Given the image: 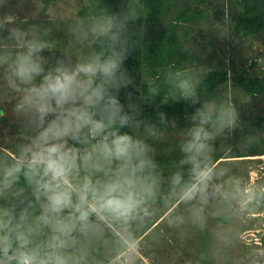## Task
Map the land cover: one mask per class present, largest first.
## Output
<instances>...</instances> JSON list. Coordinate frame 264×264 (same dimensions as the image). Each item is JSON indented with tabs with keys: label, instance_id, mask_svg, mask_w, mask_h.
<instances>
[{
	"label": "clouds",
	"instance_id": "1",
	"mask_svg": "<svg viewBox=\"0 0 264 264\" xmlns=\"http://www.w3.org/2000/svg\"><path fill=\"white\" fill-rule=\"evenodd\" d=\"M33 4L21 16L0 0V120L11 116L19 128L11 158L0 157V199L9 201L0 205V261L97 264L104 239L119 249L137 231H203L226 213L238 178L221 160L219 141L240 127L239 112L230 102L201 100L203 66L168 65L137 87L125 61L140 46L129 25L143 17L141 0L76 16L67 45L53 36L56 25L39 21L43 0ZM257 63L264 71V58ZM130 87L141 99L131 91L121 98ZM158 95L160 104L194 106L182 128L164 111L143 113L141 101ZM170 130L178 155L165 172L156 144ZM260 138L245 135L241 146H259Z\"/></svg>",
	"mask_w": 264,
	"mask_h": 264
},
{
	"label": "rangeland",
	"instance_id": "2",
	"mask_svg": "<svg viewBox=\"0 0 264 264\" xmlns=\"http://www.w3.org/2000/svg\"><path fill=\"white\" fill-rule=\"evenodd\" d=\"M93 0H43L47 14L38 19L56 25L53 36L67 45L71 39L68 28L76 16L89 12ZM230 0H182L179 8L157 23L142 25L141 45L148 50L156 41L153 32L175 27L179 42V62L184 67L203 66L199 81L211 70L231 69L233 64L255 75H264L258 59L264 58V27L258 32H245L237 14H230ZM11 6L21 16L34 9L33 0H11ZM227 13V21H225ZM184 14L187 21L179 22ZM55 55V53H53ZM144 78L154 76L150 68ZM156 67L154 68V70ZM158 74L161 69L157 67ZM157 74V75H158ZM205 99L232 103L239 112V125L230 136L221 137L219 153L228 162L230 173L238 178L233 198L224 214L210 217L203 231L185 227L183 230L153 228L137 231L135 239L117 249L110 238L100 242L95 250L97 264H264V204L254 202L264 195V134L243 121L264 120V96L251 97L229 82L220 86ZM185 125L177 121L178 128ZM19 128L11 116L0 120V157L9 156L18 139ZM245 135L261 137L259 146L244 149ZM177 133L170 130L167 137L156 144V158L161 169L169 170L175 157ZM230 147V152L224 149ZM256 156V157H255ZM20 186L23 185L21 181ZM9 201L0 199V205Z\"/></svg>",
	"mask_w": 264,
	"mask_h": 264
},
{
	"label": "trees",
	"instance_id": "3",
	"mask_svg": "<svg viewBox=\"0 0 264 264\" xmlns=\"http://www.w3.org/2000/svg\"><path fill=\"white\" fill-rule=\"evenodd\" d=\"M182 0H141L140 13L143 17L137 18L135 22L130 23L129 29L135 38V34L138 33L137 39L139 41V47L133 49L129 57L125 61V67L134 76V84L137 87L142 88L140 84V78H144V71L146 68H150L153 75H157V67L165 69L168 65H173L177 68L180 66L179 57L183 56V53L179 52V42L175 34V27H169L168 30L160 29L153 32L156 41H154L149 49L143 50L141 45L142 38V25L149 23H157L161 19L170 16L175 10H177ZM230 7L228 12L230 14L238 15V22H240L245 32H258L264 27V0H230ZM122 0H93L89 6V11H93L95 8L107 7L112 12L119 11L122 8ZM184 14L177 17V21H187ZM180 53V56H179ZM179 56V57H178ZM156 69L154 70V68ZM160 71V72H161ZM229 82L243 91L244 94L257 97L264 96V75H255L250 73L246 68H240L236 64L231 66V69H217L211 70L200 80L198 94L201 100H204L207 95L216 91L220 86L226 85ZM167 86H163L161 91H166ZM128 91L133 93V99L137 98L139 92L136 88L130 87L127 90H121V98L127 94ZM138 99H141L138 97ZM161 97L158 95L151 103L148 101H141V108L146 116H154L157 111H164L166 117L169 120L175 119L176 121H183L185 114L190 113L193 110L192 105L188 102L169 101L164 104H160ZM243 126H251L264 134V120L256 123L254 121H243ZM24 187V186H22ZM22 197L30 198V194L25 190L21 194ZM254 202H260L264 204V195L257 196ZM28 203V199L17 201V211L19 208L24 207ZM2 261H0L1 263Z\"/></svg>",
	"mask_w": 264,
	"mask_h": 264
},
{
	"label": "water",
	"instance_id": "4",
	"mask_svg": "<svg viewBox=\"0 0 264 264\" xmlns=\"http://www.w3.org/2000/svg\"><path fill=\"white\" fill-rule=\"evenodd\" d=\"M0 264H6V260L2 261Z\"/></svg>",
	"mask_w": 264,
	"mask_h": 264
},
{
	"label": "crops",
	"instance_id": "5",
	"mask_svg": "<svg viewBox=\"0 0 264 264\" xmlns=\"http://www.w3.org/2000/svg\"><path fill=\"white\" fill-rule=\"evenodd\" d=\"M256 157V156H255ZM263 158H264V156H263Z\"/></svg>",
	"mask_w": 264,
	"mask_h": 264
}]
</instances>
